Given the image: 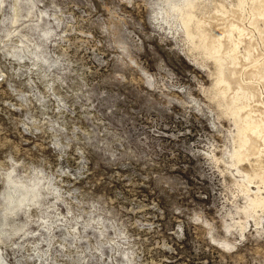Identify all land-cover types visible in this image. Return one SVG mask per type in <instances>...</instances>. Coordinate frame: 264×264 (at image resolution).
<instances>
[{
  "label": "rangeland",
  "instance_id": "rangeland-1",
  "mask_svg": "<svg viewBox=\"0 0 264 264\" xmlns=\"http://www.w3.org/2000/svg\"><path fill=\"white\" fill-rule=\"evenodd\" d=\"M171 2L0 0V264H264V0Z\"/></svg>",
  "mask_w": 264,
  "mask_h": 264
},
{
  "label": "bare ground",
  "instance_id": "bare-ground-1",
  "mask_svg": "<svg viewBox=\"0 0 264 264\" xmlns=\"http://www.w3.org/2000/svg\"><path fill=\"white\" fill-rule=\"evenodd\" d=\"M171 1V0H170ZM173 2L168 3L169 7L174 10L177 11L181 14V17L184 16V11L186 10L187 7H191L192 6V1L187 2L185 5L181 6V4L177 3L176 1L174 2V0H172Z\"/></svg>",
  "mask_w": 264,
  "mask_h": 264
}]
</instances>
